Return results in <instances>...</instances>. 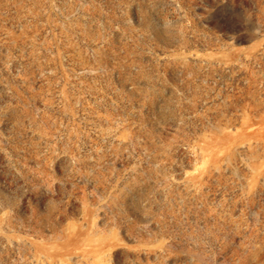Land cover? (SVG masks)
Returning <instances> with one entry per match:
<instances>
[{
	"label": "rangeland",
	"instance_id": "1",
	"mask_svg": "<svg viewBox=\"0 0 264 264\" xmlns=\"http://www.w3.org/2000/svg\"><path fill=\"white\" fill-rule=\"evenodd\" d=\"M0 264H264V0H0Z\"/></svg>",
	"mask_w": 264,
	"mask_h": 264
}]
</instances>
